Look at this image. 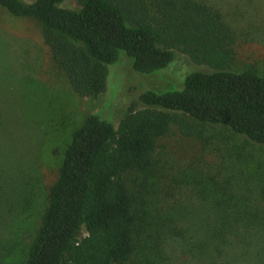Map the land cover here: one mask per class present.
Here are the masks:
<instances>
[{
    "label": "trees",
    "instance_id": "trees-1",
    "mask_svg": "<svg viewBox=\"0 0 264 264\" xmlns=\"http://www.w3.org/2000/svg\"><path fill=\"white\" fill-rule=\"evenodd\" d=\"M65 1L0 6L42 23L55 67L84 99L107 90L108 65L122 54L143 74L168 67L178 52L211 69L189 74L183 90L146 91L139 96L145 107L133 103L117 125L95 113L85 119L65 150L25 263L128 264L145 202L128 176L155 169L158 143L174 123L197 139L207 125H222L264 145V76L231 69L236 33L198 0H76L78 9ZM236 181H214V190L202 193L212 205L200 210L207 221L178 234L185 264H264V187L249 190ZM148 231L158 237L156 228Z\"/></svg>",
    "mask_w": 264,
    "mask_h": 264
},
{
    "label": "rangeland",
    "instance_id": "rangeland-1",
    "mask_svg": "<svg viewBox=\"0 0 264 264\" xmlns=\"http://www.w3.org/2000/svg\"><path fill=\"white\" fill-rule=\"evenodd\" d=\"M198 1L223 14L236 33L231 69H255L264 76V0ZM62 6L78 9L76 0ZM196 71L211 69L178 52L168 67L143 74L122 54L108 65L107 90L84 99L55 67L42 23L0 6V264L26 263L65 150L90 114L117 125L133 103L145 107L141 94L183 90ZM206 127V136L197 139L174 123L158 143L155 169L128 176L145 201L138 249L128 264H185L179 231L207 221L200 210L212 205L201 201L202 193L214 190L215 182L232 178L245 189L264 187V145L222 125ZM148 226L158 230L154 240Z\"/></svg>",
    "mask_w": 264,
    "mask_h": 264
}]
</instances>
